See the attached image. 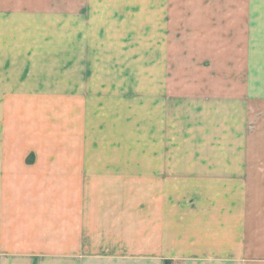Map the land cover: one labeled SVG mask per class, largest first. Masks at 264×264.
Returning <instances> with one entry per match:
<instances>
[{
    "label": "crops",
    "instance_id": "0c3cea01",
    "mask_svg": "<svg viewBox=\"0 0 264 264\" xmlns=\"http://www.w3.org/2000/svg\"><path fill=\"white\" fill-rule=\"evenodd\" d=\"M30 1L31 4H0V87L9 68L6 35L12 22L22 19L19 22L27 24L24 30H31V25L33 30L56 29L61 22L51 23L46 14L63 13L64 29L77 27L86 33L88 29L112 30L106 31V36L99 33L96 45L124 44L132 52L131 45L137 39L135 32L143 30L144 93L159 94L153 101L160 100L161 108L164 102L169 107V100L178 105L186 99L197 103L192 108L215 109L216 99L227 98L223 101L226 106L233 104V98H246L249 74L242 62L243 48L239 47L243 43L233 41L232 37V29L243 28V7L231 4V0ZM30 17L38 20L31 22ZM114 30L116 37L112 36ZM120 30H127V34L122 37ZM201 48L202 58L194 59L198 66L192 69L193 73L186 71L193 79L182 86L177 80L169 81L168 53L185 56ZM25 57L33 60L36 55L29 53ZM117 57L120 59L117 55L111 60ZM131 59L135 60V56ZM86 60L92 64L102 62L94 58ZM187 64L190 67L193 63ZM113 67L114 75L119 76L120 67L112 64ZM175 70V76L184 73L183 68ZM233 82L237 84L235 94L238 92L234 96ZM151 119L156 120L153 116ZM178 119L182 129L183 118ZM195 119L193 125L197 128L207 124L203 118ZM210 120L208 126L216 127L215 117ZM162 122L160 118L148 124ZM164 125H169L168 119ZM165 133L168 134V128ZM152 138L160 141V148L146 155L167 157L168 149L162 142L168 138ZM263 169L243 164L159 163L120 171L115 164L71 165L64 176L62 234H57L49 208L46 213L47 208L35 206L34 200L9 199L5 178L0 177L4 179L0 181V264L14 261L2 256L9 253V232L24 228L34 237L26 242L30 246L26 251L51 255V260L48 258L41 264H56L54 257L58 253L63 254V264H264ZM121 172L147 175L121 180ZM89 173L105 175H91L88 180ZM230 189H243V197L229 194ZM25 221L34 224L19 223ZM56 236H62L60 248L55 246ZM16 243L24 245L21 239Z\"/></svg>",
    "mask_w": 264,
    "mask_h": 264
},
{
    "label": "rangeland",
    "instance_id": "374dc122",
    "mask_svg": "<svg viewBox=\"0 0 264 264\" xmlns=\"http://www.w3.org/2000/svg\"><path fill=\"white\" fill-rule=\"evenodd\" d=\"M2 3L31 4V1L0 0ZM231 4L243 7V28L232 29V37L233 41L243 43L239 47L243 48V66L248 67L247 92L244 100L243 96L233 98V104L226 106L223 101L227 98L216 99L215 109L192 108L197 103L186 99L178 105L169 100V107L164 102L161 108L160 100L153 101L159 94L144 93L143 30H136V43L129 52L124 44H94L98 34L104 36L107 30L88 29L86 33L77 27L64 29L63 13L46 14L51 23L61 22V27L56 29L33 30L31 25V30H24L27 24L15 19L7 29L10 61L1 83L4 85L0 87L6 89L0 91V177L5 178L8 186L7 197L24 198L25 202L34 200L35 206L47 208L46 213L49 208V218L55 220L57 234H62L64 176L71 165L115 164L120 171L159 163L264 167V0H231ZM30 18L31 22L38 20ZM115 31L113 37H116ZM120 33L123 37L127 30ZM29 53L36 55L35 59L26 58L25 54ZM202 53V48L185 56L168 53L169 81L177 80L182 86L193 79L192 69L198 66L194 59L199 61ZM117 55L120 59L112 61ZM87 58L102 62L92 64ZM187 63L194 65L189 67ZM112 64L120 67L119 76L114 75ZM129 66L131 72H128ZM176 67L183 68L184 73L175 76ZM235 85L233 82L232 96L238 95ZM179 117L184 121L182 129L179 119L176 121ZM197 117L207 124L194 126ZM214 117L217 125L210 128L208 123ZM160 118L161 124H148ZM166 119L168 126L164 125ZM150 137L168 138L162 142L168 149L167 157L146 155L150 150H159L161 145ZM91 175L105 174L89 173L88 180ZM143 175L147 174L121 172L119 177L129 180ZM233 193L243 197V189H230L229 194ZM247 230L250 235L251 230ZM27 231V228L12 229L9 253L2 256L13 258L12 264H37L38 261L41 264L48 258L51 260L50 254L26 251L30 247L26 242L34 239ZM261 233L264 236L263 227ZM19 239L23 246L16 243ZM55 239L56 248L62 247V236ZM54 260L56 264H63V254L58 253Z\"/></svg>",
    "mask_w": 264,
    "mask_h": 264
}]
</instances>
